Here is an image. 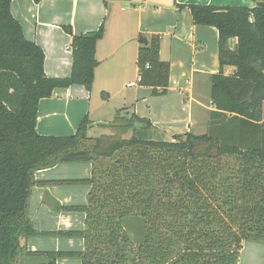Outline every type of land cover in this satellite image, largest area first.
I'll return each mask as SVG.
<instances>
[{
  "label": "trees",
  "instance_id": "1",
  "mask_svg": "<svg viewBox=\"0 0 264 264\" xmlns=\"http://www.w3.org/2000/svg\"><path fill=\"white\" fill-rule=\"evenodd\" d=\"M253 1V7L187 5L194 24L218 32L219 71L210 75L214 109L205 133L165 139L147 118L122 113L125 107L109 123L111 134L89 136L94 124L87 117L73 134H39L40 99L74 84L91 90L104 23L79 34L63 25L71 36V70L50 77L43 49L24 37L11 0H0V264H25V258L36 259L33 264L58 258L237 264L243 241L264 243V0ZM136 65L139 85L150 87L152 96L167 93L169 61L160 58L159 36L141 42ZM79 162L91 163L90 176L62 181L89 184L86 202L60 209L84 213L83 229L36 230L28 213L31 189L40 183L35 172ZM131 218L141 220L140 233L126 228ZM47 235L81 238L84 248L28 249L29 238Z\"/></svg>",
  "mask_w": 264,
  "mask_h": 264
},
{
  "label": "crops",
  "instance_id": "2",
  "mask_svg": "<svg viewBox=\"0 0 264 264\" xmlns=\"http://www.w3.org/2000/svg\"><path fill=\"white\" fill-rule=\"evenodd\" d=\"M188 4L214 6H254L253 0H11L10 12L21 25L26 39L35 41L44 51V71L50 77L68 76L72 57L71 36L62 26L70 25L79 34L97 29L104 23L105 32L97 42L95 57L99 64L94 70L92 88L82 85L56 88L50 97L40 99L36 130L44 135H70L84 117L94 126L103 117L113 97L120 107H127L147 118L165 136L207 130L210 100V75L219 71L218 32L213 26L192 22ZM152 35L160 37V58L169 61L168 91L152 96L151 88L127 85L137 75V50L140 39L147 42ZM230 47L235 39H230ZM231 67H225L229 73ZM94 87L100 97L94 100ZM134 88L131 94L126 89ZM105 92L106 94H102ZM93 126V127H94ZM92 127V128H93ZM91 128V129H92ZM65 166L57 172L60 166ZM91 163H58L35 172L40 183L31 189L28 213L38 231L58 232L82 230L84 213L61 210L64 205L86 202L89 184L61 189L49 180L86 178ZM66 170L67 172H63ZM74 176V177H73ZM30 250L80 251L84 243L78 237H31ZM25 264L37 262L25 258ZM55 264H81L77 258H58Z\"/></svg>",
  "mask_w": 264,
  "mask_h": 264
},
{
  "label": "rangeland",
  "instance_id": "3",
  "mask_svg": "<svg viewBox=\"0 0 264 264\" xmlns=\"http://www.w3.org/2000/svg\"><path fill=\"white\" fill-rule=\"evenodd\" d=\"M136 77L137 75H134L133 77L130 78V80L134 82L136 80ZM133 89L134 88L126 89V93L131 94L133 92ZM98 97H100L99 89L94 87L92 102L94 100H98ZM121 108L123 107L119 106L118 99L116 97H113L112 100L110 101L109 107L104 108L102 109V111H100L101 112L100 117H103V118H101L99 122L92 129L89 130L88 135L91 137H97L102 134H111L113 131L108 125L109 123H112V120L114 119V116L116 115V111ZM127 111L129 113L133 112L132 110L130 111L129 108L127 107L122 109V113L127 112ZM262 116L264 117V102L262 104ZM129 135H130V132L125 134V136H129ZM161 135H163L161 137L165 139H170L171 137V136H165L164 134H161ZM64 167L65 166L61 165L60 168L57 170V172H61V169H63ZM63 172H67V171L64 170ZM60 177L62 176H59L58 179L49 180V182L54 183V184H59L60 187H63L61 189L73 187L76 185L83 186L82 184L86 185V183L63 182L62 180H69V178L61 179ZM73 179H80V178H73ZM57 181H61V182H57ZM64 206L66 207V206H71V205H64ZM125 226L129 231H131V233H134V230L139 233L140 231H142V222L141 220H139V218H133V219L131 218V220L127 219L125 221ZM37 237H66V236L47 235V236H37ZM262 263H264V243L256 242V241H248V240L243 241L242 248H241L240 255H239V260L237 264H262Z\"/></svg>",
  "mask_w": 264,
  "mask_h": 264
},
{
  "label": "built area",
  "instance_id": "4",
  "mask_svg": "<svg viewBox=\"0 0 264 264\" xmlns=\"http://www.w3.org/2000/svg\"><path fill=\"white\" fill-rule=\"evenodd\" d=\"M67 48H70V47L68 46ZM70 49H71V48H70ZM139 81H140V77L137 76V77H136V80H135L134 82L131 81V82H129L127 85H129V86H134V85L138 84Z\"/></svg>",
  "mask_w": 264,
  "mask_h": 264
},
{
  "label": "water",
  "instance_id": "5",
  "mask_svg": "<svg viewBox=\"0 0 264 264\" xmlns=\"http://www.w3.org/2000/svg\"><path fill=\"white\" fill-rule=\"evenodd\" d=\"M140 41L143 42V43H146V42H147V39H146L145 37H142V38L140 39Z\"/></svg>",
  "mask_w": 264,
  "mask_h": 264
}]
</instances>
